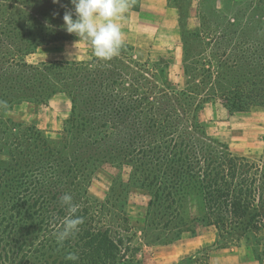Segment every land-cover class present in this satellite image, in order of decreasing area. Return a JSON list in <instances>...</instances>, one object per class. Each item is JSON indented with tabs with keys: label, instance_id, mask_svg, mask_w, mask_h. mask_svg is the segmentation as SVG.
<instances>
[{
	"label": "trees",
	"instance_id": "obj_1",
	"mask_svg": "<svg viewBox=\"0 0 264 264\" xmlns=\"http://www.w3.org/2000/svg\"><path fill=\"white\" fill-rule=\"evenodd\" d=\"M229 6L208 32L180 24L182 81L173 83L161 59L138 61L125 43L110 61L89 46L85 59L30 62L42 45L78 40L63 26L74 7L0 0V101L8 109L61 94L70 104L55 139L0 114V264H132L137 228L124 204L133 188L147 195L144 236L213 227V246L244 249L252 264H264V160L233 154L199 119L208 101L229 112L264 107V0ZM124 167L127 179L116 175L102 204L87 197L98 170ZM64 193L83 223L61 247ZM69 253L78 261L65 260ZM187 260L201 264L197 255Z\"/></svg>",
	"mask_w": 264,
	"mask_h": 264
},
{
	"label": "rangeland",
	"instance_id": "obj_2",
	"mask_svg": "<svg viewBox=\"0 0 264 264\" xmlns=\"http://www.w3.org/2000/svg\"><path fill=\"white\" fill-rule=\"evenodd\" d=\"M139 0H134L137 4ZM252 1L255 4L258 0ZM230 0H167L166 7L158 0H148L145 10L135 14V31L128 35L133 53L138 61H144L146 52L151 49V62L161 59L158 66H166V78L173 83L182 81L181 38L182 29L208 32L215 29L213 21L221 19L229 9ZM141 25V27H138ZM89 44L80 40L62 41L42 46L32 58L34 61L50 59L53 56L74 57L88 53ZM135 50V51H134ZM146 57V58H145ZM31 60V61H33ZM216 59L213 65H216ZM164 63V64H162ZM70 110L69 100L61 94L52 96L47 104L22 102L0 112L3 117H10L23 125L35 126L49 138H57L63 121ZM205 133L212 139L225 143L235 155H244L251 159L264 160V107L252 106L244 111H227L219 102L208 101L199 115ZM129 168L120 173L98 170L87 184V197L95 204H102L113 184L116 175L127 179ZM190 214L196 213V200L189 198ZM147 195L143 190L131 189L125 212L133 230L132 245L134 262L132 264H180L187 257L198 256L201 264H252L244 249L216 248L213 227H205L201 234L188 230L172 237L164 238L151 233L144 236L138 227H142ZM156 233V234H155ZM131 254V255H132ZM185 258V259H184Z\"/></svg>",
	"mask_w": 264,
	"mask_h": 264
},
{
	"label": "clouds",
	"instance_id": "obj_3",
	"mask_svg": "<svg viewBox=\"0 0 264 264\" xmlns=\"http://www.w3.org/2000/svg\"><path fill=\"white\" fill-rule=\"evenodd\" d=\"M58 2L59 0H53V3ZM70 3L74 7L75 19L73 12H65L63 15L65 31L89 44L96 58L110 61L118 56L123 46V38L117 21L129 11L134 0H70ZM7 107L5 101H0V108ZM59 202L68 213L61 228L55 233L57 244L62 247L66 240L77 235L83 220L77 215L78 206L73 202L70 193H64ZM78 259L75 253H69L65 257V260L72 262Z\"/></svg>",
	"mask_w": 264,
	"mask_h": 264
},
{
	"label": "crops",
	"instance_id": "obj_4",
	"mask_svg": "<svg viewBox=\"0 0 264 264\" xmlns=\"http://www.w3.org/2000/svg\"><path fill=\"white\" fill-rule=\"evenodd\" d=\"M148 0H139L137 2V4L134 2L133 6L129 9V11L127 13L124 14L123 18L121 20H118L117 23L121 29L122 32V38H123V43L125 44H130V40L128 39V35H131L134 31L136 26L134 25L133 21L134 18L136 17L135 14H140L145 10L144 8V4L147 2ZM166 1L167 0H158V2H160V5L162 4L163 7H166ZM142 11V12H141ZM138 27H141V25H138ZM50 44L47 45H42V46H49ZM38 47L37 50L28 57V60L30 62H39V61H52V60H62V59H85L88 57V53L86 51V53H84V55L81 56H74V57H63V56H53L50 59H40L39 61H34L32 58L34 57V55L38 52V50L42 47ZM132 46V45H131ZM133 47V46H132ZM134 49V48H133ZM135 51V50H134ZM181 53H182V48H181ZM137 56V55H136ZM146 57L147 58H151L152 56V50L149 49L146 52ZM145 57V58H146ZM33 60V61H31ZM181 61H182V56H181ZM21 104V103H19Z\"/></svg>",
	"mask_w": 264,
	"mask_h": 264
}]
</instances>
